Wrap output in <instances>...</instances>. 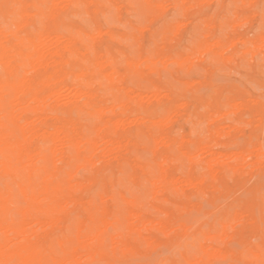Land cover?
<instances>
[{
  "label": "bare ground",
  "instance_id": "6f19581e",
  "mask_svg": "<svg viewBox=\"0 0 264 264\" xmlns=\"http://www.w3.org/2000/svg\"><path fill=\"white\" fill-rule=\"evenodd\" d=\"M143 1L141 9L148 19L162 14L165 9L167 10L170 7L166 6L165 3H161V0ZM237 1L235 0V2ZM241 1L243 4H254L258 0ZM105 2L114 6L115 10L122 9L120 7L123 4L121 3L122 5L119 6L118 0H105ZM206 2L208 3V0ZM209 2L212 4L213 0ZM200 3L196 1L192 5L190 0L175 1L176 6L184 11L197 8ZM167 5H170V3H167ZM104 6L101 1L95 2L94 0H0V264H74L83 260L84 257L83 261L89 264H118L117 259L113 258L104 247L105 242L108 240L106 233L112 230L110 228H113L114 232L115 230L118 232L116 236L113 233L114 236L110 235L111 238L109 237L113 249L120 250L125 255L137 254V245L140 242L148 247L154 245L156 241L150 237H144L142 234L143 231L148 229L150 225L148 222L150 221L140 211L138 204L141 203H138L137 199H128L129 195L126 198L115 193V187L122 182V179L114 176V169L120 171L129 168L131 173L128 180L134 183L140 182L141 179H138L137 174L140 171V176L150 181L152 187L157 190L149 191L152 195L148 192L147 197L151 195L150 199H152V196H156V193L167 191V189L179 194L182 190V184L187 187L188 191L192 186L201 190V187L209 181V187L214 190L224 178L221 176L219 168H217L218 165L221 166L225 159H230L228 162L234 160L237 164L230 165V171L242 173L245 171V165L242 166L240 162L243 160L241 159H244L245 164L250 159V154L247 160L241 152L230 154L218 152L216 155L212 152L214 157L211 154L212 158H208L210 160L207 159L209 155L203 156L205 160L207 159L204 162L205 173L202 175L197 173L196 166L198 163L196 158L200 160L202 152L205 154L211 152L212 140L224 132L222 128L225 125L221 128L217 119L209 118L206 123L209 128V134L207 135H209L210 141L193 140V138L192 140L184 138L178 140L172 135L170 126L171 122H177V119L180 121V119L191 118L186 103L185 105L183 103V105L155 106L149 99V102L145 101L146 98H143L145 96H141L140 93L135 95L133 89L121 86L130 76L141 80L148 76V73H157L158 65L161 63L164 64H161V68L170 67V65L172 67L176 65L180 68L184 66L187 68L186 66L191 59L182 54L168 58L165 56L166 49L158 47L144 56L139 55L136 59H128L125 61L126 63L123 61L126 71L121 73L118 70V65L121 63L120 57L125 53L120 49L117 52H112L109 46L102 49L98 47L99 40L103 36H109L111 40L117 38L116 34L109 29L105 31L101 26H98L97 33L90 36L84 28L77 27L70 21V11L74 8L81 7L85 13L92 15L93 20H97L100 15L106 14ZM212 20L204 21V30L207 35H210L216 26V21L213 22ZM186 23L184 22L185 26ZM180 24L176 26L178 30L182 27ZM142 30L140 31H147L144 28ZM204 37L207 38V36ZM119 38H123V36ZM164 39H166L165 36ZM260 41H264L263 36L258 37L253 45H250L252 48L245 49V52L242 50V52L247 55L250 54V56L259 53L258 49H264V43L262 45L261 42L259 45ZM120 43L122 44V41ZM233 43H231V46ZM238 43L240 41H237L236 45ZM227 50L225 49L223 52L221 42H210L208 39L199 42L196 46L199 59L209 55L215 59L230 61L232 57H226V54H224ZM163 57L165 59L160 60ZM192 59L193 62L194 57ZM250 62L252 63L251 58ZM68 81L73 84V87H71L72 92L70 88V90L66 88L72 93L70 95L69 92V95L74 98L73 102L68 98V102H71L70 107L67 106L69 104L67 100L63 102L65 96L61 93V90L64 92L63 89ZM99 81L106 82L105 89L102 86V89L97 86ZM185 85L190 87L188 82ZM127 86L129 87V85ZM166 87L153 83V95H146V97H153L150 98L153 101V99H159L163 95L168 101L174 100L179 93ZM103 90L114 98L106 100L104 95L101 94ZM258 99L260 98L258 97ZM155 101L158 102V100ZM232 101L228 105L231 107L232 113L236 114L240 108L243 109L241 107L242 103ZM257 101L259 102V100ZM62 102L67 104L64 105ZM255 102L252 100L254 106ZM159 103L161 102L159 101ZM62 105L68 108L61 109ZM214 106L211 102H206L203 109L205 114H211ZM248 110L246 107L245 111ZM229 113L225 112L223 107H218L212 113V117L222 118ZM83 116L93 124V129L82 121ZM251 117L253 116H249V120ZM227 126L228 131L234 127ZM128 127H135L139 130L142 127H148L149 132L141 137L139 134L131 135L125 131ZM235 133L233 132V134ZM139 143L145 146L149 145L152 161L148 164L142 161L144 159L123 157ZM172 146H177V152L173 153ZM192 147L200 151V158L193 153ZM262 150H264V147L262 149L253 147L251 152L252 156L255 157V161L251 162V165L254 167L250 169V165L247 164L248 170L261 166L264 160ZM98 151L99 154L103 151L104 166L85 182L76 181L75 178L78 174L75 175L74 169H72L73 171L64 172L62 167L65 165L60 166L66 164L72 166V168L81 169L83 167L92 170L99 165L98 163L96 166V160L101 161H99V158L95 160L99 156H97ZM110 159L116 160V165L113 166L108 163ZM180 161L188 164L186 166L188 171L184 174V177L170 173L172 166ZM110 168H112V173H110ZM75 172L79 173L78 169ZM98 186L103 193L100 199L102 202L101 207L94 208L87 201L82 203L75 198L77 192H90ZM186 187L183 189H186ZM139 190L140 193L143 191L141 188ZM153 191L156 193L153 194ZM238 191L240 190L238 189ZM16 193L22 203L12 208ZM82 194L84 193L82 192ZM143 197L146 196L143 195ZM106 198L123 203L124 211L121 215L112 214L111 206L105 203L107 202ZM165 200L167 199L165 198ZM256 201L258 202V200ZM164 203L168 204L169 202L164 201ZM69 206L72 209L73 206L78 207V209L81 206L82 214L73 219V210L69 209ZM222 207L224 206L222 205ZM190 210L192 211V207ZM35 211H41L42 214L37 215ZM159 212L163 213L164 217L158 223L156 220V225L153 224L154 229L163 234V237L166 236L165 238L170 243H177L181 247L192 242L195 246V254L192 257L182 253L184 264H214L215 260L223 255V252L214 245L211 247L207 245L210 248H205L206 246L204 247L200 243L199 233L192 226L189 227V224L186 226L179 223V218L176 217L175 213H169L162 209H159ZM226 218L223 219L224 222H221L220 228H222L216 235L202 231L203 239L213 243L219 238L221 239V235H223V241L232 239L227 233L228 222L225 223ZM246 218L249 220L248 216L236 214L232 220H244ZM181 222L183 223V221ZM190 222L191 220L188 219V223ZM31 223H34L33 225L37 224V226L33 227ZM193 223L195 222L193 221ZM237 224L235 226H238ZM194 225L193 227L199 224L197 222ZM215 227L218 226L215 225ZM233 227L230 229L232 230ZM174 228L177 229L176 232ZM203 230H206V228ZM135 235H139V237ZM228 235L229 239L227 238ZM256 239L254 238L252 242H255ZM240 243L242 242L240 241ZM256 243L257 241L254 244L256 245ZM112 247L110 246V248ZM244 253V259L248 264H259L264 259V246L262 244L247 246ZM225 254L231 255L230 252ZM234 255L236 256V252ZM169 264H178V262L174 261Z\"/></svg>",
  "mask_w": 264,
  "mask_h": 264
},
{
  "label": "rangeland",
  "instance_id": "374dc122",
  "mask_svg": "<svg viewBox=\"0 0 264 264\" xmlns=\"http://www.w3.org/2000/svg\"><path fill=\"white\" fill-rule=\"evenodd\" d=\"M27 1H30V0H27ZM94 1L95 2L101 1L105 5L104 6L106 10L105 15H100V17L97 20H93L91 17L92 15L85 13L81 7H78L70 11V14H71L70 21L73 24H75L77 27L84 28V30H86V32L90 36L91 35L93 36V34L97 33L98 26H101L102 29H104L105 31L109 29L114 34H116L115 36L117 38H114L111 40L109 36H103L101 40H99L98 47L102 49L103 47L106 48L107 46H109L112 52H117L118 49H120L121 51L125 53V55L120 57L121 63L120 65H118V70L121 73H124L126 71V66L124 65L123 61L125 62L128 59H136L139 57V55L144 56L148 52H152L158 47L164 48V50L166 49L165 56H167L168 58L171 56L177 57L178 54H182V55L188 56L191 59L190 63L188 64L189 67L188 65L186 66L187 68H185V66L180 68V67H177L176 65H174L173 67L172 65H170V67L165 66V68L164 67L161 68V66L164 65L163 63H161L162 65L161 64L158 65L157 73L155 74L148 73V76H146L144 79H141V80L135 79L134 76H130L128 77L126 81H124L126 83L123 82L121 86L125 88L133 89L135 92V95H137V93L138 94L140 93L141 96H145L143 97L144 99L146 98L145 101H148L149 99V101H151L152 104L155 106H160V105L168 106L170 104L183 105V103L185 105L186 103V106H188L189 114L191 118L180 119V121L179 119H177L176 120L177 122L172 121L171 126H170L172 135L178 140H181L183 138L192 140L193 138V140L210 141L209 135H207L209 134V128H208V124L206 123L209 118L217 119L221 128L222 126L225 125L224 126L225 129L222 128L224 132H222L221 135L215 137L212 140L211 152L207 154L202 152V157L200 156L201 159L197 160L196 158V161L198 163V165L196 166L197 173H199L200 175L204 174L205 173L204 162L207 161V159L210 158L211 156L214 157L213 153H215L216 155L218 152L219 153L223 152L227 154L234 153V152L235 153L241 152L243 154L242 156L246 158L249 157V154H250L251 156L249 158L251 160L250 159L248 160L247 158L248 161L246 160L245 161L247 164L250 165V169H252V167L254 166L251 165V162L255 161V157L252 156L253 154L251 150L253 149V147L257 149H262L264 147V121H263L264 120V103H263L264 102V49L263 48L258 49L259 53L257 52L255 55L251 54L252 56H250V54L248 55L244 54V52L246 51L245 49L252 48L251 46L257 40L258 37L260 36L264 37V11L261 10V5L264 4V0H258L254 4L244 3V5H247L249 7H246L243 9V14H240V12L236 8L237 4H243L241 0H238L237 2H235V0H213L212 4H210L209 2L211 0H208V3L206 2V0H205L206 3L204 2V0H190L192 5H194L196 1H199L201 3L197 8H190L185 11L182 10L180 7L176 6L175 4L176 0H161V1L159 0L161 3L163 4L165 3L166 6H170V7L167 8L164 5V7L167 8V10L165 9L162 14L155 16V17L152 16L149 19L147 18L146 15H144L141 9V4L144 2L143 0H118L119 6L123 4L120 7L122 8L121 9L122 11L115 10L116 8L110 5L109 3L105 2V0H94ZM167 3H170V5H167ZM183 12H186V13H183ZM210 19H213L212 20L213 22L216 21L215 22L216 26L211 32V34L207 35L206 31L204 30L205 28L204 21L210 20ZM254 21L255 23H253ZM184 22L185 23L187 22L186 24L188 26L187 25L185 26ZM179 24L184 28L181 27L178 30V27L176 28V26L177 25L179 26ZM234 24H236L237 26H235ZM232 25H234V27H232ZM10 27L11 25L9 26V28ZM142 28L146 29L147 31L144 30V32H142L143 31ZM118 36L119 37L123 36V38H119ZM164 36L166 37V39H164ZM204 36H207V38ZM206 39H208L210 42H214V41L221 42L223 52L225 49L226 50L228 49L227 51H225L224 54H226V57H229V58L232 57V60L222 61L220 59H215L209 55L203 56L201 59H199L196 53V46L199 42L205 41ZM117 40H120V41H117ZM121 41H122V44L120 43ZM237 41L238 42L240 41V43L236 45ZM261 42L263 45L264 41H260L259 45ZM231 43H233L232 46H231ZM242 50L244 52H242ZM192 57H194L193 62H192L193 60ZM250 58H251L252 63L250 62ZM164 59L165 57H163L160 60H164ZM201 60H204L205 63L204 61H201ZM197 81L199 82L197 84H194ZM99 82L101 85L99 84ZM99 82L97 86L100 87L101 89L102 87L105 89L106 82L105 81H99ZM186 82L190 83V87L188 85L187 86L185 85ZM153 83L161 85L162 87L167 86L166 88L173 89L174 91L179 93V95L176 96V98L172 101H168V99L162 95V97L159 99H153L154 101L153 103V101L150 99L153 97L151 96L150 98L149 96L146 97V95L152 94ZM72 85H73L72 82L68 81V83L65 85V88L64 86L62 87V89L64 88L63 89L64 92H62L61 90V93L63 96H65V99L63 100V102L65 100H67L68 102V98L71 102L74 101L73 96L72 97L70 96L73 90L71 89V87H73ZM127 85H129V87ZM66 88H68V90L71 89L70 90L71 92L68 91ZM65 90L67 91L65 92ZM69 92H70V95H69ZM105 93H106L105 90L101 91V94L104 95V98L106 100L107 99L111 100L114 98L112 95L108 93L105 94ZM108 95L109 97L107 98ZM258 97L261 100L258 99ZM262 98H263V102H262ZM222 99H223V102H222ZM155 100H158V102L160 101L161 103L158 104V102ZM232 100L242 103L241 107L243 109L240 108L238 110L239 113L238 112L236 114L232 113L233 111L231 107L228 105ZM252 100L256 101L255 106H254V103L252 104ZM257 100H259V102ZM177 101L178 103H176ZM208 101L211 102L212 106L215 105L213 107V112L218 107H223L225 112H228V113L231 112L234 116L231 113H229V114H226L227 116H224L222 118H218L217 116L212 117L213 112L209 115H206L203 109H204V104ZM71 102H68L69 103L67 105L68 107L71 106ZM165 102L167 103L164 104ZM220 102H221V105H220ZM63 104L66 105L67 103H63ZM64 105H62L61 109L68 108L67 106L65 107ZM246 107L249 109L248 111H245ZM248 115L253 116V117H251L249 120ZM82 121L88 124L89 128L93 129V124L87 121L85 116L82 117ZM221 122H222V125H221ZM191 124L192 126H190ZM227 125H229L230 128L234 126L236 129L233 127L232 128L233 131L231 129L229 130L230 131L229 133ZM200 127L202 128L200 129ZM125 131H127L131 135L139 134V136L141 137V136H144L145 134H148L149 128L142 127L139 130L135 127H130V128L128 127L127 130ZM225 131H228V132L226 133ZM233 132H236V133L233 134ZM239 132L241 133L240 135H239ZM248 138L249 139L251 138V139L249 140ZM222 142L224 143L222 144ZM214 143L215 144L217 143L216 146ZM261 143L263 144V146L261 145ZM219 145H221L222 148L221 146L218 147ZM250 146L252 149L251 148L249 149ZM177 149H178L177 146H172V150H174L173 153L177 152ZM99 151L97 153V156L98 155L99 156L96 157L95 160L97 158H99V161L101 160L100 162L96 160L97 162L96 166L98 165V163L100 166L98 165V167H94V169L92 170H88L83 167L81 169L77 167L72 168V166H68L66 164H62L60 166L62 167L65 165L64 167H62L64 172L74 169V171L73 170L72 171L75 173V175L78 174L76 175V178H75L76 181L85 182L89 177L96 174L97 171L104 166V161L102 160L103 151H101L100 154H99ZM192 151L195 155H198L199 157L200 151L195 150L194 147H192ZM262 151L264 152V150ZM203 156L205 157L208 156V157L205 160V157ZM123 157L130 158V159H135V158H139L141 160L144 159L142 161L147 164L152 161V155L150 153L149 145L145 146L144 144H140V143L136 145L135 147H133L130 150V152L124 154ZM111 160L112 159H110L109 160L110 162L108 163L112 164L113 166L116 165V160H112V161ZM229 160L225 159V161L221 163L222 164L221 166L220 165L217 166V168H219L218 170L220 171L221 176H223L224 178L222 181L218 183L217 187L214 189L215 191L209 187V184H210L209 181L205 185H203V187H201V190H198L197 188L195 189L193 186L192 188L191 185L187 184V186L191 187V189L188 187L189 188V191H188L187 187L182 184L181 186L182 190L179 194L177 193L175 194V192L170 189H167V191L165 190L166 192L162 191L159 193H156L153 191L154 192L153 194L156 193V196L155 195L152 196L153 198H155V200H153V198L150 199L152 195L151 190H155V191L157 190L152 187L151 185L152 183L150 181H147L143 179V177L140 176V173H141L140 171H138L137 174H138V179H141V180L138 183H134L128 180V176L131 173V170H129V168H126L120 171L114 169L113 171L114 176L118 179H122V182L116 185L115 193H117V195L120 194V196L121 195L125 196L126 198L129 195L128 199L129 198L137 199L138 203H141V204H138L139 209L141 212H143L146 215L147 220L150 221V222L147 221L148 223H150V225L146 222V224L149 226L147 230L142 232V234L144 237H150L154 239L156 241L155 243L156 245L154 244L152 246L145 247V244H143V242H140L137 245V249H138L137 254L125 255L120 250L113 249L110 243V240H111L110 235L115 233V236H116L118 232L116 230L114 232V229L110 228L112 230L111 231L109 230V232L106 233V238L108 240L104 244L105 249L110 253L111 256H113V258L117 259L118 264H152V263L153 264H159V263L169 264L174 261L183 262L184 258L182 256V253H186L187 256L192 257L195 254V246L192 242L186 243L180 247L177 243L168 242L167 238H165L166 236L163 237V234H161L158 230L153 228L154 227L153 224L156 225L155 223L156 220L158 223L162 219V217H164V215H162L163 213L159 212V209H162L163 211H166L169 213L171 212L175 213L176 217L179 218L178 219L179 223L184 224L186 226L187 224H189V227L192 226V228L199 233L198 236L201 240L200 243L204 247L206 246L205 248L207 247L210 248L211 246L214 245L220 251L223 252L222 253L223 255L218 257L215 260L214 264H248V262L244 259V256H245L244 252L246 251L247 246H257L260 244L264 246V172H263L264 171V160L262 159L263 162L260 167L257 166L259 169L256 167L257 169L254 168L253 169L254 171H253L250 169L248 170V166L247 164H245L244 159H241L243 161H241L240 163H242V166L243 164L245 165L244 167L245 171L242 173H234L230 171L229 166L235 165L237 164V162L234 160H231V162H228ZM226 163L228 164L225 165ZM187 165H188L187 163H183L182 161H180L172 166V168L170 169V173L177 175V176L184 177V174L188 171V168L186 167ZM77 169L79 173L75 172V170L77 171ZM110 173H112V168H110ZM184 187H186V189H183ZM140 188L141 190H143L141 191V193L139 190ZM237 188L240 191H238ZM91 191L90 192L82 191L84 194H82V192L79 191L76 193L75 198L81 201L82 203H86L85 201H87V203L94 208L101 207L102 202L100 199H101V195H103L101 189L98 186V187H94ZM148 192L151 194L149 197H147V195L149 194ZM143 195L146 197L144 198ZM165 198L167 200H165ZM256 200H258V202ZM106 201L107 202L109 201V203L107 202L105 203L106 205L111 206L113 215L119 216L124 211V205L120 201H117V200L112 201L110 199L108 200V198H106ZM164 201L169 202V203L166 204L164 203ZM13 202L14 204L12 208L22 203V200L17 196V193L14 197ZM151 202H154L155 204L154 203L152 204ZM157 203H160V204H157ZM222 205L224 207H222ZM191 207H192V211L190 210ZM79 208L80 209H78V207L73 206V209H72V207L69 206V209L73 210V213H72L73 219L76 218L78 215L82 214V207L79 206ZM35 213L37 215L42 214L41 211H35ZM236 214H238L239 216L240 215L245 216V217L248 216L249 220L247 218L244 220L243 219L242 220L241 219L232 220L233 216ZM255 215L257 216V218ZM224 218H226L225 223L228 222L227 223L228 225L227 233L230 235V238L232 239H229V235H228L227 238L229 240L223 241V235H221L220 237L222 240L219 238L214 243L212 241L204 240L201 232L206 231V232H211L212 234L216 235L217 233H219V231L222 228V227L220 228V225H221V222H224L223 221ZM188 219L189 221L191 220L190 223H193L194 221L196 224L198 222L199 225L195 226L196 225L195 223L193 224L188 223ZM185 220L187 221V223ZM181 221H183V223ZM233 222L234 224H232ZM214 224L218 227H215ZM236 224L238 226H235ZM193 225L195 227H193ZM230 225L232 227L235 226L236 228L233 227V229L231 230L230 228L232 227ZM34 226L36 227L37 224L33 225V227ZM178 227L176 228L178 229ZM202 227H204L203 229L206 228V230H203ZM176 228H174L175 232L177 230ZM247 228L250 230H248ZM113 236L114 235H112V237ZM136 237H139V235H137ZM254 238H257L255 240V242L257 241L256 245L254 244L255 242H252V240L254 241ZM220 241H222L223 243ZM240 241L242 243H240ZM207 245H209L210 247ZM110 246L112 248H110ZM180 250H183V251H180ZM229 252L231 255L228 256L225 254ZM235 252H236V256L234 255ZM83 260H80V262L77 261L74 264H77V263L78 264H82V263L89 264ZM102 264H105V263H102Z\"/></svg>",
  "mask_w": 264,
  "mask_h": 264
},
{
  "label": "snow or ice",
  "instance_id": "6c2138e0",
  "mask_svg": "<svg viewBox=\"0 0 264 264\" xmlns=\"http://www.w3.org/2000/svg\"><path fill=\"white\" fill-rule=\"evenodd\" d=\"M248 7L247 5L244 4H237L236 8L240 12V14H243V9ZM261 10L264 11V4L261 5ZM178 264H184V262H178ZM259 264H264V259H262Z\"/></svg>",
  "mask_w": 264,
  "mask_h": 264
}]
</instances>
